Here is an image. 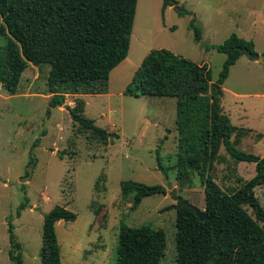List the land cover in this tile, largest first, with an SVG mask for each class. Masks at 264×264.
I'll return each instance as SVG.
<instances>
[{"label":"rangeland","instance_id":"374dc122","mask_svg":"<svg viewBox=\"0 0 264 264\" xmlns=\"http://www.w3.org/2000/svg\"><path fill=\"white\" fill-rule=\"evenodd\" d=\"M178 1L164 8V0H138L129 55L113 69L105 91L68 93L63 105L50 107V63L30 62L15 93L0 85V264H13L10 223L22 244L23 264H43L44 217L57 205L77 214L56 224L63 264H116L122 224L146 223L166 232L159 264H176L178 202L171 191L205 209V189L196 172L190 179L178 177L177 97L136 96L126 88L153 49L207 63L214 81L226 54L208 45L236 33L264 54V0ZM191 21L202 28L200 41ZM6 43L0 34V46ZM223 88V112L242 129L238 147L264 156V61L242 54ZM82 98L84 114L116 134L110 143L73 120L69 108ZM221 153L225 159L209 173L225 190L255 175L254 162H238L224 147ZM128 180L160 185L166 192L147 195L134 207V194L121 190ZM255 191L264 206V185ZM26 197L27 207L18 215Z\"/></svg>","mask_w":264,"mask_h":264},{"label":"trees","instance_id":"16d2710c","mask_svg":"<svg viewBox=\"0 0 264 264\" xmlns=\"http://www.w3.org/2000/svg\"><path fill=\"white\" fill-rule=\"evenodd\" d=\"M137 3L0 0V34L7 37L6 45L0 46V85L15 93L30 62L50 63V107L63 105L68 93L105 91L111 72L129 55ZM178 4V0H164V8ZM190 25L200 41L202 28L195 21ZM244 47L255 51L253 40L236 33L222 43L207 46L226 54L216 81L207 63L168 48L153 49L126 88L127 94L136 96L177 97L178 177L190 179L196 172L205 189V219L185 205L177 209L176 264H264V206L255 191L264 185V156L238 147L242 129L232 123L222 107L223 85L231 67L245 54ZM85 105L82 98L69 108L73 120L81 130H91L103 143H110L116 134L87 117ZM223 147L234 160L256 164L255 175L233 191L222 188L209 173L217 161L225 159ZM121 190L123 194H134V207L147 195L166 192L160 185L132 180L123 181ZM28 202L26 197L18 215ZM76 218L77 214L63 205L45 215L43 264H63L56 224ZM9 232L10 259L13 264H23L22 244L16 239L12 223ZM166 247L164 229L149 223L122 224L116 264H159Z\"/></svg>","mask_w":264,"mask_h":264},{"label":"water","instance_id":"95a60500","mask_svg":"<svg viewBox=\"0 0 264 264\" xmlns=\"http://www.w3.org/2000/svg\"><path fill=\"white\" fill-rule=\"evenodd\" d=\"M242 51L249 55L251 58L256 60H263L264 61V54L256 53L255 51H252L251 49L244 47ZM168 188H172V185L170 184ZM172 195L177 200V204L175 205L176 209H179L181 206L185 205L187 207L193 208L197 215L203 220L206 217V210L198 207L197 205L193 204L192 202L188 201L187 199L183 198L182 196L178 195L176 190L171 191Z\"/></svg>","mask_w":264,"mask_h":264},{"label":"crops","instance_id":"0c3cea01","mask_svg":"<svg viewBox=\"0 0 264 264\" xmlns=\"http://www.w3.org/2000/svg\"><path fill=\"white\" fill-rule=\"evenodd\" d=\"M171 7H173V6H168V8H171Z\"/></svg>","mask_w":264,"mask_h":264}]
</instances>
